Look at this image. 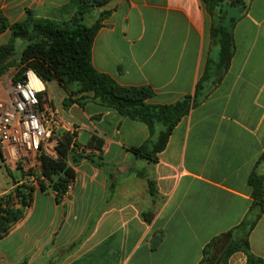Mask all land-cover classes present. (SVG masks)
<instances>
[{
  "label": "crops",
  "instance_id": "1",
  "mask_svg": "<svg viewBox=\"0 0 264 264\" xmlns=\"http://www.w3.org/2000/svg\"><path fill=\"white\" fill-rule=\"evenodd\" d=\"M89 5L87 25L106 14L93 43V66L120 86L150 88L154 96L149 103L170 105L195 97L207 62L213 61L210 76L199 102L173 130L156 161L131 151L149 140L146 124L92 95L74 97L80 103L66 109V94L57 103L48 93L46 102L63 124L60 131L70 124L79 128L80 146L104 141L108 167L82 161L74 168L72 191L60 199L34 185L25 218L0 240V264H201L207 244L239 226L249 213L251 174L264 176V0H250L232 29L235 52L220 82L215 66L220 47L213 43L202 0ZM27 12L60 23L78 16L71 0H0V16L11 23L23 22ZM0 38L10 40L9 31ZM250 245L264 260V214ZM246 263L242 252L229 261Z\"/></svg>",
  "mask_w": 264,
  "mask_h": 264
},
{
  "label": "trees",
  "instance_id": "2",
  "mask_svg": "<svg viewBox=\"0 0 264 264\" xmlns=\"http://www.w3.org/2000/svg\"><path fill=\"white\" fill-rule=\"evenodd\" d=\"M105 1L71 0V5L78 8V16L71 23L37 18L32 12H27V18L19 23H11L0 16V35L6 31L12 34L9 43L0 46V77L8 69L7 59L15 56L16 40L37 38L38 44L23 53L24 66L15 75L14 81L20 80L26 70L32 69L48 88L51 83L56 82L63 89L66 94L63 102L66 109L74 103H80V99L74 100V97L92 95L95 101L116 110L122 116L146 124L150 130L149 140L131 151L137 158L156 161L157 156L165 150L173 130L191 107L199 102L197 96L200 95L203 84L208 81L212 67L210 65L214 62H207L194 98L188 96L170 105L149 103L154 96L150 88L122 87L111 76L97 72L93 66V43L106 14H101L91 26L84 22V16L91 7L89 4L100 6ZM202 1L211 18L213 43L220 47V59L215 65L220 71L216 81L220 82L228 71L235 52L232 29L248 9L250 0ZM232 9L237 11L236 15L230 13L229 10ZM76 146L80 144L75 141L74 135L60 131L50 142L57 158L45 152L40 156L41 174L38 176V184L44 191L56 192L59 199L66 195L68 185L75 181L74 168L82 161H91L99 168L108 167L102 156L104 141L94 139L88 144L87 147L98 151L94 155L80 154L76 151ZM0 153L2 154L1 149ZM260 160L264 161V154ZM249 183L253 188V203L249 213L239 226L207 244L201 264H229L231 257L239 252L246 255V264H264L262 258L252 253L250 245L251 234L264 214V176L255 171L251 174ZM153 186L152 184L151 188L155 195ZM33 193L34 185L22 183L14 193L0 196V240L25 218L33 203ZM222 241L227 243L216 251Z\"/></svg>",
  "mask_w": 264,
  "mask_h": 264
},
{
  "label": "built area",
  "instance_id": "3",
  "mask_svg": "<svg viewBox=\"0 0 264 264\" xmlns=\"http://www.w3.org/2000/svg\"><path fill=\"white\" fill-rule=\"evenodd\" d=\"M47 97L46 83L32 69L26 70L20 80L0 84V149L8 164L25 173L36 172V179L41 174L42 152L57 158L50 142L63 127L59 114L46 102ZM79 130L70 124L66 131L77 141ZM75 149L85 155L98 153L86 146ZM73 183L66 194L72 191Z\"/></svg>",
  "mask_w": 264,
  "mask_h": 264
},
{
  "label": "rangeland",
  "instance_id": "4",
  "mask_svg": "<svg viewBox=\"0 0 264 264\" xmlns=\"http://www.w3.org/2000/svg\"><path fill=\"white\" fill-rule=\"evenodd\" d=\"M76 18L67 21V23H71L75 21ZM10 36H12L11 32L9 31ZM10 40H7L5 38H0V46L6 45L9 43ZM45 42V41H44ZM43 42V43H44ZM38 44V39L30 37L29 39H18L15 42V56L10 57L7 59V66L8 69L6 70L5 74L0 77V82H6L11 79H14L15 75L22 69L23 62H22V56L25 50L36 46ZM45 44V43H44ZM61 88V87H60ZM55 85V83H51L49 88H48V93L55 99L57 103L60 102V96L65 95L64 91L62 88L60 89ZM61 96V97H62ZM36 177V172H33V174L25 173L22 170H12L8 168L3 160L2 156L0 155V194L5 192L6 190H10L14 187V185L22 181L23 183L27 184L28 186L32 185H38V179ZM37 182V183H36ZM16 188H14L13 193L15 192ZM10 193H7L8 195ZM12 194V192H11ZM5 196V195H2ZM220 248H217L216 251H219Z\"/></svg>",
  "mask_w": 264,
  "mask_h": 264
}]
</instances>
